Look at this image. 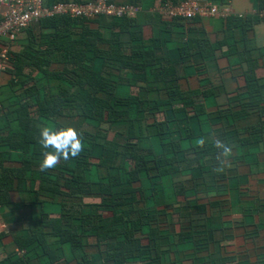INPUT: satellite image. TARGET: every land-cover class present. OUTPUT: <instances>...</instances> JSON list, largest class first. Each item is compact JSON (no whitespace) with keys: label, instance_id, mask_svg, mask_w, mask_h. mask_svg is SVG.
I'll return each mask as SVG.
<instances>
[{"label":"trees","instance_id":"obj_1","mask_svg":"<svg viewBox=\"0 0 264 264\" xmlns=\"http://www.w3.org/2000/svg\"><path fill=\"white\" fill-rule=\"evenodd\" d=\"M46 1L48 4H87L93 0ZM168 2L172 0H164V4ZM260 3V10H264V0ZM225 5L230 6H222ZM154 14H158L157 10ZM260 14L261 11L258 17L264 20ZM136 16L90 18L64 15L46 18L24 31L27 33L24 42L17 37L10 45L11 66L4 72L10 76V81L5 90L0 86V104L1 114L10 111L16 115L19 128L15 133L19 136L13 137L12 133L6 138L8 148L44 159L46 153L55 149L51 145L44 147L42 130L66 129L63 119H69L79 127L76 132L81 150L75 156L69 154L67 159L61 155L54 170L56 174L47 173L46 168L39 171L37 197L42 194L49 195L53 202L60 200V217L42 215L41 220L15 242L22 255L10 253L0 264H95L98 258L101 262L96 264H166L165 258L172 260L170 253L159 255L160 227L152 226L157 213H148L147 209L137 205L140 201L145 202L147 190L153 191L156 185H162L174 173L187 171L180 162L190 150L194 151L197 162L226 150L211 143L195 148L189 145L188 141L196 137L188 131L192 118L185 109H173L171 97L176 95L187 104L192 103V99L168 89L170 82L176 79L174 71L160 66L163 60L158 55L159 44L153 45V42L148 46L139 33L130 31L128 23ZM232 16L233 12L228 18L220 19ZM102 18L111 19L113 26L120 28L115 40L105 39L99 30L90 26ZM121 35H126L128 46L122 39L118 40ZM203 49L205 47L199 44L197 53ZM33 72H38L40 77ZM159 81L167 88L159 90L160 98L157 99L154 92ZM152 83L155 85L150 86ZM2 91H6L4 98L8 91L14 94L8 98L7 104L3 101ZM164 93L169 100L162 98ZM251 107H257L261 119L264 118V100L254 102ZM192 109L196 112L203 107L192 103ZM160 114L165 118L158 120ZM85 125L87 128H83ZM253 131H248L251 136ZM114 132L123 143L111 140ZM154 136L160 139L163 147L160 155L155 154L150 140ZM3 153L0 152L1 208L10 204L14 181L22 185L33 164L29 156H23L21 169L7 168V156ZM95 159L98 164H94ZM94 165L107 168V175L95 179L91 175ZM145 178L150 181L146 188L142 184ZM95 184L96 191L93 189ZM89 194L101 197L99 208L102 213L86 215L77 209L78 197ZM144 227L149 228L148 233L144 232ZM94 238L96 246L91 247ZM180 238L184 240L185 236L182 234ZM144 239L148 240L147 244ZM93 248L97 255L91 253ZM152 251L157 255L154 256Z\"/></svg>","mask_w":264,"mask_h":264},{"label":"crops","instance_id":"obj_2","mask_svg":"<svg viewBox=\"0 0 264 264\" xmlns=\"http://www.w3.org/2000/svg\"><path fill=\"white\" fill-rule=\"evenodd\" d=\"M116 1L139 8L136 18L128 23L130 31L139 33L148 46L153 42V45H160L158 55L163 60L160 66L172 68L176 77L168 89L190 97L195 106L203 107V110L193 112L192 103H184L176 95L171 97L173 109H185L192 118L188 131L196 137L188 141L189 145L195 148L211 143L227 149L199 162L190 150L180 162L187 171L174 173L153 191L147 190L145 202L140 201L137 205L147 209L148 213H157L152 226L160 227V257L172 254V260L165 258L166 264H264V118L261 119L257 107H251L254 102L264 100V20L257 15L264 11L260 10L261 0H227L224 4L230 5L231 18L205 17L182 23L154 14L164 0ZM196 1L218 7L224 5L213 0ZM113 24L111 19L102 18L90 26L112 41L121 31ZM117 38L128 46L126 35ZM18 39L24 42L27 33L23 32ZM199 44L205 50L197 53ZM126 53L129 54L130 49ZM33 74L40 77L38 72ZM9 81L7 73H0L2 90ZM155 88L158 99L159 90L166 89L167 85L159 81ZM5 93L2 91L1 95L7 104L14 94L8 91L4 98ZM162 98L169 100L165 93ZM196 113L200 117H196ZM15 116L10 111H2L0 115V152L7 156V168L21 169L23 156H29L33 164L22 185L14 181L15 190L10 193L9 206L0 207V261L3 262L10 253L22 255L15 242L37 224L42 215L59 218L61 212L60 200L53 202L49 195L42 194L37 197L39 171L43 169L37 163H42L43 158L33 157L31 153L24 155L6 145V138L12 133L13 137L18 135L15 133L19 128ZM164 118L165 115H158V120ZM63 122L75 131L79 128L69 119H63ZM143 125L146 127L145 122ZM253 129L251 136L248 131ZM111 140L123 143L115 132ZM150 140L155 154H162L160 139L154 136ZM100 152L103 153L101 149ZM110 156L112 158L113 151ZM93 162L98 164L97 159ZM58 163L57 160L47 167V173L56 174L54 170ZM107 172V168L94 165L91 175L99 179ZM19 184L21 186L17 188ZM142 184L146 188L150 181L145 178ZM93 189L96 191V184ZM76 203L77 209L86 215L102 213L99 208L102 199L97 194L80 196ZM144 232L148 233L149 228L144 227ZM182 234L184 240L180 238ZM143 242L147 244L148 240ZM95 246L94 238L91 247ZM91 253L97 255L95 248ZM99 262L100 258L94 261L95 264Z\"/></svg>","mask_w":264,"mask_h":264},{"label":"built area","instance_id":"obj_3","mask_svg":"<svg viewBox=\"0 0 264 264\" xmlns=\"http://www.w3.org/2000/svg\"><path fill=\"white\" fill-rule=\"evenodd\" d=\"M139 8L134 5L118 4L116 0H93L87 4L58 2L48 4L46 0H0V73L11 66L10 45L29 26L42 19L71 15L72 17L108 16L111 18H134ZM162 18L190 21L194 18H228L232 14L230 6L208 5L196 0L168 2L157 9ZM264 17V12H261ZM5 41V42H4ZM2 107L0 105V114Z\"/></svg>","mask_w":264,"mask_h":264},{"label":"clouds","instance_id":"obj_4","mask_svg":"<svg viewBox=\"0 0 264 264\" xmlns=\"http://www.w3.org/2000/svg\"><path fill=\"white\" fill-rule=\"evenodd\" d=\"M41 138L45 148L51 145L55 149L54 152L45 154L42 168L51 167L61 155L67 159L69 154L75 156L81 150V141L77 138V132L71 127L59 131L45 128L41 132Z\"/></svg>","mask_w":264,"mask_h":264}]
</instances>
